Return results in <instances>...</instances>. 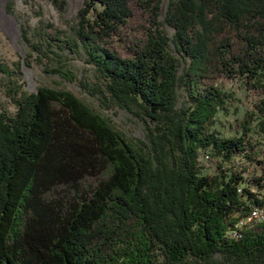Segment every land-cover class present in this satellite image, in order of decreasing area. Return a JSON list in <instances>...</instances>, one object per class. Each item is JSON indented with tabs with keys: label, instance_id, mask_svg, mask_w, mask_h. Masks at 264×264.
Wrapping results in <instances>:
<instances>
[{
	"label": "trees",
	"instance_id": "1",
	"mask_svg": "<svg viewBox=\"0 0 264 264\" xmlns=\"http://www.w3.org/2000/svg\"><path fill=\"white\" fill-rule=\"evenodd\" d=\"M43 40L29 45L79 49L97 76L82 86L142 132L127 138L67 89L12 82L0 264H264V174L243 175L264 164L246 138L251 119L264 131V0H80L69 35ZM228 79L254 101L220 136Z\"/></svg>",
	"mask_w": 264,
	"mask_h": 264
},
{
	"label": "rangeland",
	"instance_id": "2",
	"mask_svg": "<svg viewBox=\"0 0 264 264\" xmlns=\"http://www.w3.org/2000/svg\"><path fill=\"white\" fill-rule=\"evenodd\" d=\"M80 6V0H0V63L8 72L0 71V110L11 112L14 109L12 97L13 83H21V89L34 91L38 85L64 88L72 92L92 109L98 111L108 122L120 130L127 138L141 136L142 123L133 113L118 107L111 101L101 102L96 93L86 90L82 84L94 85L97 76L93 67L87 64L80 50L70 52L67 48L44 45L41 49H32L30 42L36 46L43 43L45 32L57 28L62 35H69L74 14ZM166 33L169 32L164 27ZM27 35L28 40L23 38ZM59 71H63L61 74ZM19 72V78L15 79ZM14 80V81H13ZM224 92L222 107L213 115L211 128L220 136L229 135L239 128L237 119H248L254 95L236 79L218 82ZM176 92V104L180 102ZM247 140L254 144L256 156L264 161V131L256 128L255 119L248 121ZM202 170L211 171V162L201 159ZM264 174L252 161L243 172L249 175Z\"/></svg>",
	"mask_w": 264,
	"mask_h": 264
},
{
	"label": "built area",
	"instance_id": "3",
	"mask_svg": "<svg viewBox=\"0 0 264 264\" xmlns=\"http://www.w3.org/2000/svg\"><path fill=\"white\" fill-rule=\"evenodd\" d=\"M205 156V155H204ZM249 213L252 215V216H254V217H261L262 216V213H261V211L260 210H258V209H251L250 211H249Z\"/></svg>",
	"mask_w": 264,
	"mask_h": 264
}]
</instances>
